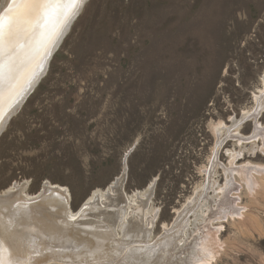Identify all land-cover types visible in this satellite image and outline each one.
<instances>
[{
  "label": "rangeland",
  "instance_id": "rangeland-1",
  "mask_svg": "<svg viewBox=\"0 0 264 264\" xmlns=\"http://www.w3.org/2000/svg\"><path fill=\"white\" fill-rule=\"evenodd\" d=\"M78 13L0 132V192L20 184L24 197L36 196L48 182L66 190L74 216L122 175L131 201L152 185L153 246L204 184L215 126L240 120L264 87V0H85ZM257 122L264 127V109ZM253 128L247 119L240 135L250 138ZM263 143L224 138L218 185L229 152H241L237 166L264 169ZM261 173L252 190L233 192L241 209L210 231L207 264H264ZM180 243L164 263H184Z\"/></svg>",
  "mask_w": 264,
  "mask_h": 264
},
{
  "label": "bare ground",
  "instance_id": "bare-ground-1",
  "mask_svg": "<svg viewBox=\"0 0 264 264\" xmlns=\"http://www.w3.org/2000/svg\"><path fill=\"white\" fill-rule=\"evenodd\" d=\"M9 2L2 0L0 11ZM71 21L55 43L49 45L46 54L41 50L19 66L12 96L6 85L0 89V132L41 80ZM254 103V108L243 113L240 120L231 119L230 127L223 122L215 126L217 141L209 167L204 170V184L192 199H188L171 228L153 246L148 242L152 222L147 220L149 214L146 212L148 192L152 185L145 190V194L136 193V198L131 201L122 193V175L106 191L93 193L74 216L68 213L66 190L47 181L42 189L45 190L44 195L38 197H24L25 187L20 184L0 192V233L4 235L9 253L17 260L23 259L27 253L31 264H169L163 260H173V253L178 249L176 242L180 243L179 237L186 233L187 241L181 238L183 242L180 243L181 249L186 251L183 264H207L212 259L207 243L210 231L218 221L236 215V206L241 209L237 204L239 196L233 192H237L241 184L245 185V190H252L264 171L263 167L252 163L237 166L235 161L240 158L241 152H229L231 162L229 166L222 167L225 177L223 186L214 180L215 170L220 165L217 151L224 138H232L238 146L257 139L264 142V127L257 122L258 115L264 109V87L255 95ZM247 119H252L254 123L250 138L242 137L239 131ZM190 215L193 221L188 220ZM72 217L76 219L72 220ZM143 221H146L144 225ZM5 228H8V232H5ZM115 228L122 234L119 239L115 238ZM10 234L14 239H9ZM129 257H132L131 263Z\"/></svg>",
  "mask_w": 264,
  "mask_h": 264
},
{
  "label": "snow or ice",
  "instance_id": "snow-or-ice-1",
  "mask_svg": "<svg viewBox=\"0 0 264 264\" xmlns=\"http://www.w3.org/2000/svg\"><path fill=\"white\" fill-rule=\"evenodd\" d=\"M83 3L84 0H10L0 11V89L6 85L12 96L19 66L41 50L46 54ZM9 239L14 237L10 234ZM0 264L31 261L27 253L23 259H14L0 233Z\"/></svg>",
  "mask_w": 264,
  "mask_h": 264
},
{
  "label": "water",
  "instance_id": "water-1",
  "mask_svg": "<svg viewBox=\"0 0 264 264\" xmlns=\"http://www.w3.org/2000/svg\"><path fill=\"white\" fill-rule=\"evenodd\" d=\"M29 90V89H28ZM28 92V91H27ZM26 98V97H25ZM124 182H125V180H124ZM123 184V183H122ZM44 192H45V190H41V191H39V193L37 194V197L39 196V195H44Z\"/></svg>",
  "mask_w": 264,
  "mask_h": 264
}]
</instances>
